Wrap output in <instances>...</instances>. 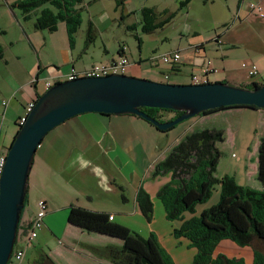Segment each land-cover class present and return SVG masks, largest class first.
<instances>
[{"label":"crops","instance_id":"crops-1","mask_svg":"<svg viewBox=\"0 0 264 264\" xmlns=\"http://www.w3.org/2000/svg\"><path fill=\"white\" fill-rule=\"evenodd\" d=\"M6 1L11 6L15 20L19 21L20 24V18L25 19L22 11L19 9L21 13L19 15L15 7L11 5L14 2ZM257 1L264 5V0H239L237 5L234 6L235 8L231 9L229 7V13L222 22V30L217 32L222 43L218 44L214 41L213 51L209 52L210 54L207 47L201 44L204 41L201 40V34L196 30H191L187 35L189 38L188 48H182L181 46L177 49L181 52V59L178 63L172 65L165 63L160 66L159 62L153 63L151 60L152 57H155L153 55L145 58L141 51L143 37H139V35V59L134 58L132 50L126 47L125 44H119L116 49L117 53L128 57L130 61L129 75L160 82L192 83V74H201L200 68L207 66L209 62L217 69L216 72L208 74L210 82H212L211 77L214 76V81H224L239 86L249 84L248 68L242 69L238 62L246 60L250 62L248 64L250 66L255 64L251 61H256L262 69L264 68L262 60L264 59V19L252 14L249 9V4ZM12 22L14 21L12 20ZM20 25L23 33H20V37L18 35L17 41L23 40L26 42L23 51H12V54L6 55L4 50L3 55L0 56L5 64H9L12 59L15 60L18 68L17 74L19 75L16 82L10 84L9 88H0V96L2 97L0 104L4 107V124L8 120L9 123L15 121V124L19 125L18 119L25 115L26 105L30 101L36 100L46 90L45 79L58 76L63 78L73 69L81 71L94 64L109 63L115 59L114 56H111V58L103 55L96 56L90 44L84 43V46H81L76 38L71 43L67 27L60 34L58 33L59 28L55 31L39 29L35 25V18L30 28H27L26 25ZM127 27L137 30L134 22L128 23ZM141 28L143 29V23ZM96 30L100 31L99 26L91 21L89 32L96 35ZM4 33H7V30L0 25V35ZM14 43L15 41L10 42L11 45ZM0 46L2 47L1 43ZM24 50H26L25 53ZM104 51L110 52V49L105 45ZM199 58H202L201 62H197ZM186 66L191 67L189 81H184L181 78ZM156 70L165 74L167 80L152 78ZM173 75L180 78L173 81ZM258 75L260 79L264 80V69L262 72L259 71ZM36 78L38 82L34 83ZM253 82L263 83L259 80ZM6 97L9 99L6 100ZM166 116L170 117L171 115ZM226 116H233L238 123L235 130L237 135L240 134L242 126H246L247 131L250 133L249 139H246L247 148L250 149L251 143L254 141V151H258L260 139L264 136V108L240 106L199 114L195 116L193 126L181 138L187 133L203 128L223 129L225 133L226 129L219 126V123L225 122L224 117ZM77 118L83 125V136H86V143L88 142V144L84 147H74V150L69 152V157L64 160L61 159L65 157V153L62 155L59 152L52 151L40 153L45 169L52 173L53 183L61 192H64L62 193L63 199L60 201L53 197L50 198L51 196H46L38 200V202L40 200L47 202L48 212L42 226L36 230L35 239L30 243L25 238V233H27L28 226L35 214L30 215L25 220H23L22 215L17 233V241L19 239L21 241L16 249H23L24 256L21 261H16L13 258L14 263L12 264H114L108 257L96 253L95 248L121 246L123 238L113 234L107 228H102V224L96 222L93 218H91L89 225L81 221L78 222L77 217L75 220L72 219L70 216L71 206L113 215L114 223L131 229L134 227L133 224H130L133 218L136 221L145 222L136 200L140 186H143L149 192L155 206L154 218L149 224L148 231L145 234L146 237L151 233L155 234V230H157L159 236L155 235L167 252L174 255L175 264H192L197 253L196 247L192 246L187 238H176L174 236V227L179 225L180 222H172L166 219L164 205L157 196L158 190L171 179V175H152L151 184H148V182L146 184L144 177L141 178V175L135 179L130 178L128 173V151L117 150L116 140L112 136L110 137L106 130L104 116L99 113L88 112L80 114ZM1 131L0 151H3L7 150L17 130L11 138L10 144H5ZM234 137L232 132V140L236 139ZM91 141H94V143L91 144ZM101 144L106 145L111 151H97L98 145ZM166 154L161 156L157 162L164 158ZM58 161L62 163V169L60 170L53 166V162L56 165ZM107 162L109 166H107ZM255 168L258 170V156L257 167L255 166ZM217 176L221 177L222 175L217 174ZM242 184L250 186L243 182ZM257 187L262 189V182ZM215 192L219 194L220 199L219 185L214 188L212 196L215 195ZM209 200L198 204L195 213L185 212V219L193 215H200L203 211L215 207L216 205L209 207L211 205L207 204ZM112 205L116 206V209L111 207ZM158 219L161 220L158 228H156L155 225ZM141 233L144 234V231L142 230ZM50 238H53V240H50ZM215 254H224L229 258H243L245 264L253 263V248L251 246H240L230 239L221 240L215 249Z\"/></svg>","mask_w":264,"mask_h":264},{"label":"rangeland","instance_id":"rangeland-1","mask_svg":"<svg viewBox=\"0 0 264 264\" xmlns=\"http://www.w3.org/2000/svg\"><path fill=\"white\" fill-rule=\"evenodd\" d=\"M10 1L15 2L16 0ZM182 1L183 0H81V2L76 3V8L80 11L82 24L74 34V38L78 40L81 46H84V43L90 44L96 56L103 55L109 58L114 56L117 58L119 55L116 49L119 44H125L126 47L132 50L134 58L139 59V37H143L141 51L145 58L151 55L161 57L169 50L171 52L181 48V46L182 48H188L189 45H187V42L189 44V38L187 35L191 30H196L201 34V40L204 41L201 44L207 47L208 53H211L213 51L215 38L218 36L217 32L222 30V22L229 13V7L231 9L235 8L234 6L237 5L239 0H191L186 6L181 5ZM144 6L154 7L157 12L154 18L155 20L152 21L167 20V22L152 32H144L141 28L143 23V13L141 9ZM10 7L11 6H9L6 0H0V25L4 26L7 30V33L0 35V43L6 55L12 54V51H23L26 42L23 40L17 41L20 37V33H23L20 24L30 28L35 18L34 14H32V18L30 19L20 18L19 24V21L15 20ZM15 9L16 12L21 15L20 10L17 7ZM39 10H41V8ZM171 14H173V16L169 17ZM12 20L14 22H12ZM91 21H94L100 28L99 32L96 30V35H94V33L89 35V25ZM130 22L136 24L137 30L127 27V24ZM65 27H67L66 22L60 21L58 23V33L60 34L61 31H65ZM138 35L139 37H137ZM13 41H15V43L11 45L10 42ZM105 45L110 49V52L104 51ZM192 48L195 49L194 47ZM25 51L26 50H24V53ZM201 60L202 58H199L197 62H201ZM262 60L264 66V59ZM158 62L160 66L165 64L161 59H159ZM243 62L247 63V65L250 64V62L246 60H243ZM243 62L239 61L238 65L242 69H247V67H243ZM251 62L255 63L259 71L262 72L264 68L262 69L256 61ZM190 71L191 67L186 66L182 75L183 77H181L184 81H189L191 76ZM17 72L18 68L15 60L12 59L9 64H5L4 60L0 57V88L7 89L10 84L16 82L19 78ZM152 78L167 80L166 75L160 73L159 70H156ZM179 78L180 77L173 75L172 80L175 81ZM211 78L213 82L214 76ZM254 80H259L264 83V80L260 79L258 74L250 76L248 82L251 83ZM5 99L8 100L9 98L6 97ZM1 100L2 97L0 96V102ZM3 111L4 107L0 104V131L2 130L1 134L5 139V144H10L11 138L14 136L16 130L18 131L20 125H16L15 121L9 123L8 120L4 124ZM99 114L104 116L106 130L108 135L116 140L117 150L128 151L129 177L135 179L137 176L139 177L141 175V178L144 177L146 184L147 182L148 184L152 183V175L157 160L171 150L177 140L190 130L195 121L194 116L177 123L168 131L162 132L158 130L154 124L136 115ZM170 115L174 116L175 113H171ZM77 116L68 119L66 122L52 129L44 137L42 144L38 147V152L35 155L34 164L30 172L28 202L22 214L23 220L28 219L32 214H36L38 210L37 203L41 197L51 196L50 198L53 197L56 200L62 201V193L64 192H61L53 183L52 173L45 169L40 158V153L46 151L59 152L61 155L65 153V157L63 156L64 158L62 157L63 159H61L64 160L69 157L68 154L70 151L74 150V147L86 146L88 142L86 143V136H83V125L78 121ZM168 118L167 116L160 117V119L163 120L161 122L168 121ZM224 119H226L225 122L219 123V126L226 130L223 141L219 142L217 145L219 152L217 159V174L222 176L225 174L234 176L236 181L240 182H238L239 184L243 182L249 184L252 188L258 189L257 186L260 185L261 181L258 179L257 170L255 168V166L257 167L258 151H254V141L251 143L250 149L247 148L246 139H249L250 133L247 131L246 126L243 125L240 134L237 135L235 130L238 123L235 121V118L233 116H226ZM232 132L234 133V138H236L235 140L231 138ZM91 142V144L94 143V141ZM98 146L97 151H111L106 145L101 144ZM60 161H58L56 165H54L53 162V166L59 170L62 169V163ZM106 164L109 166L108 162ZM218 200L219 194L215 192V195L212 196L207 204H211L209 207H213L217 205ZM247 203L250 205L249 202ZM111 207L116 209V206L112 205ZM154 213L155 206L153 203V216L151 220H148L144 214L141 213L146 225L145 222L136 221V219L133 218L130 224H133L132 226L135 228L133 227L131 230L137 231L146 237L145 234L148 231L149 224L154 218ZM160 220L158 219L155 225L156 228H158ZM142 230L144 234L141 233ZM155 234L159 236L157 230H155ZM25 238L28 240L27 233H25ZM50 240H53V238H50ZM20 241L19 239V241L16 242L15 248H17ZM252 243L253 247L258 248L264 253V237H255ZM170 256L172 259L174 258V255ZM14 260L12 257L8 264L14 263Z\"/></svg>","mask_w":264,"mask_h":264},{"label":"trees","instance_id":"trees-1","mask_svg":"<svg viewBox=\"0 0 264 264\" xmlns=\"http://www.w3.org/2000/svg\"><path fill=\"white\" fill-rule=\"evenodd\" d=\"M190 1L183 0L181 5L186 6ZM78 2L81 0H16L11 5L20 9L25 19L32 18L34 14L35 25L39 29L55 31L60 21L66 22L72 43L75 39L74 34L82 24L80 11L76 8ZM141 12L143 13L142 30L144 32H152L167 22V20L152 21L157 15L154 7H143ZM172 16L173 14L169 17ZM2 55L3 49L0 46V56ZM36 82L38 79L34 83ZM262 84L264 83L251 82L243 86L254 88ZM240 106L244 105L226 106L219 109ZM141 109L159 121H163L160 117L168 114L175 113L174 116L168 118L172 120L182 113L156 107H142ZM214 110L218 109H210L203 113ZM223 138L224 130L218 128L194 130L181 138L164 158L155 164L153 175H171V179L158 190L157 196L164 205L166 219L180 222L174 227V236L176 238L185 237L192 246L196 247L197 253L192 264H245L243 258H229L224 254H215L216 247L223 239H230L240 246H251L253 248L252 264H264V253L253 247L252 243L255 237H264V136L260 139L257 170L262 189L239 184L231 175L217 176L219 152L216 144L223 141ZM217 185L220 186V199L217 205L210 210L203 211L200 215L185 219L184 213H195L196 206L207 202ZM136 200L144 216L151 220L153 201L143 186L138 189ZM27 202L28 189L25 206ZM23 211L24 209L21 217ZM70 216L74 220L77 217L78 222L81 221L88 225L93 218L102 224V228H107L113 234L123 238L121 246L95 248L96 253L108 257L114 264H175L154 233L145 237L137 231L114 223L109 219L110 215L106 213L93 212L77 206H71ZM19 225L20 222L17 233ZM16 242L17 237L15 244ZM15 249L14 246V251Z\"/></svg>","mask_w":264,"mask_h":264},{"label":"water","instance_id":"water-1","mask_svg":"<svg viewBox=\"0 0 264 264\" xmlns=\"http://www.w3.org/2000/svg\"><path fill=\"white\" fill-rule=\"evenodd\" d=\"M244 105L264 108V84L248 88L224 81L169 83L129 74L80 77L57 82L44 91L7 148L0 176V264L12 258L17 228L25 207L29 176L44 137L68 119L88 112L136 115L166 131L210 109ZM142 107L182 112L161 122Z\"/></svg>","mask_w":264,"mask_h":264},{"label":"built area","instance_id":"built-area-1","mask_svg":"<svg viewBox=\"0 0 264 264\" xmlns=\"http://www.w3.org/2000/svg\"><path fill=\"white\" fill-rule=\"evenodd\" d=\"M249 9L252 14H255L256 16L264 19V5L260 2H251L249 4ZM215 41L218 44L222 43V40L219 36L215 38ZM159 59H161L166 64H174L178 63L181 59V53L179 50H174L171 52L164 53L161 57H152L151 60L153 63H158ZM130 66V61L126 55L120 54L117 58L113 59L109 63H100V64H94L93 66L86 68L81 71H77L73 69L70 73L65 75V78L61 77H54V78H48L44 80L45 89H49L52 85H54L57 82L65 81V80H73L80 77H100V76H106L113 73L118 74H128ZM243 67L248 68V72L250 76H255L259 73L258 67L256 64H251L250 66L247 65V63H243ZM201 74L193 73L192 74V84H200V83H207L209 82L208 74L211 72H216L217 69L213 67L209 62L207 66L201 67ZM37 81V79H34V82ZM45 90V91H46ZM36 103V100L30 101L26 105V113L24 116L20 117L18 119V124L21 126L25 123L28 114L33 109L34 105ZM7 158V150L0 151V176L2 174L3 168L6 163ZM48 212V204L45 200H40L38 202V210L30 222L27 230L28 235V242L30 243L36 236V230L40 228L44 222V218ZM110 220L114 219L113 215L109 216ZM24 256V250L23 249H15L13 252V258L16 261H21Z\"/></svg>","mask_w":264,"mask_h":264}]
</instances>
